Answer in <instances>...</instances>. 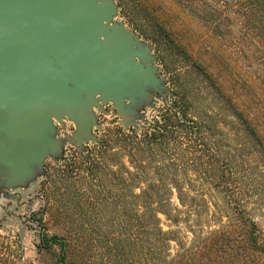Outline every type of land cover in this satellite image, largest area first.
<instances>
[{
  "label": "trees",
  "instance_id": "16d2710c",
  "mask_svg": "<svg viewBox=\"0 0 264 264\" xmlns=\"http://www.w3.org/2000/svg\"><path fill=\"white\" fill-rule=\"evenodd\" d=\"M129 1L145 36L180 50L210 83L214 110L193 120L181 97L120 129L114 152L100 141L97 154L65 161L66 230L50 235L38 214V263L264 264V0ZM179 152L194 156L188 167ZM187 171L201 182H179ZM0 264H26L1 236Z\"/></svg>",
  "mask_w": 264,
  "mask_h": 264
},
{
  "label": "water",
  "instance_id": "95a60500",
  "mask_svg": "<svg viewBox=\"0 0 264 264\" xmlns=\"http://www.w3.org/2000/svg\"><path fill=\"white\" fill-rule=\"evenodd\" d=\"M116 8L113 0H0V192L24 186L56 155L53 119L73 121L80 144L94 139L90 110L99 103H112L125 124L151 92L173 96L151 49L110 25Z\"/></svg>",
  "mask_w": 264,
  "mask_h": 264
},
{
  "label": "rangeland",
  "instance_id": "374dc122",
  "mask_svg": "<svg viewBox=\"0 0 264 264\" xmlns=\"http://www.w3.org/2000/svg\"><path fill=\"white\" fill-rule=\"evenodd\" d=\"M113 1L117 8L110 25H123L126 31H133L139 42L151 49V56L154 58L152 66L156 69V75L159 79H162L165 87L169 88L174 95L163 99L151 92L149 100L141 106L138 105L139 107L133 108L132 112L135 116L132 119V116L129 115L130 117L125 121L126 126L122 123V119L118 116L117 109L113 107L112 103L108 102L105 105L99 103L101 109L93 107L90 110L96 120V125H93L90 131L96 140H81L80 144L77 143L75 138L76 125L73 121L67 117H64L60 122L53 119L55 129L53 140L58 142L56 155L49 154L45 156L42 171H37L34 177L24 186L3 188V192H0V236L6 243H10L13 247H18L21 250L22 260L26 264H39V256L35 246L40 231V225L36 220L40 214L43 216L44 227L50 235H62L66 230L63 221L59 219L64 215V209L58 203L62 199L63 201L69 199L71 194L68 193L65 196V193H62L64 190L60 187L64 179L62 176L66 175L63 172L65 161L84 155L86 148L93 150L94 155L97 154L98 149L95 148L100 141L110 142L113 148L111 153L114 152L117 146L114 145V140L120 129L123 133H128L130 128L139 129L145 123H150L165 114L167 107L172 106L174 102L181 104V97H185L182 105H185L189 117L193 120L203 121L205 120V111L207 109L214 110L215 104L211 98V85L201 76L198 70L190 67V59L183 56L182 53L180 54V50L174 49L173 45H163L159 40L156 41L157 39L147 38L145 36V32H147L146 22L142 21L141 17L134 20L129 8H127V5L123 6L121 0ZM123 1L132 4L129 0ZM125 102L126 105L130 103L128 100ZM221 124L225 130L229 129L230 124L228 121ZM232 133L230 132V135ZM181 150H184V148L181 147ZM179 156H185V161L182 162L185 163L179 165L180 168L185 167L186 163L188 167L191 164L190 160H194V156L186 152H181ZM109 169L112 171L115 167L112 168L109 164ZM187 172L184 178H177V180L179 182H201L199 177L192 171ZM108 180L111 181L110 178ZM167 181H171V179H167ZM85 188L82 184L78 189L79 194L83 197L85 195L89 196ZM69 191L76 192L74 189ZM110 191L112 194L111 189ZM108 212L113 214L111 206L108 208ZM97 213L99 214L98 210ZM33 214H37V217L33 218ZM87 215H90L89 212L85 214V216ZM162 222L165 226L166 223L163 219Z\"/></svg>",
  "mask_w": 264,
  "mask_h": 264
}]
</instances>
